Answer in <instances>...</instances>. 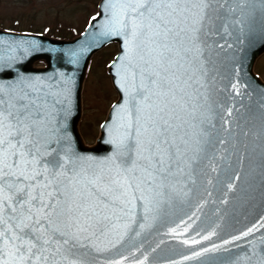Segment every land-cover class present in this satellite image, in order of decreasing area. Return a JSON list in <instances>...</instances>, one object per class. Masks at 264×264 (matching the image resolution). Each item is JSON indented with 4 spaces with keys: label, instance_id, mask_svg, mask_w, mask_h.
<instances>
[{
    "label": "snow or ice",
    "instance_id": "snow-or-ice-1",
    "mask_svg": "<svg viewBox=\"0 0 264 264\" xmlns=\"http://www.w3.org/2000/svg\"><path fill=\"white\" fill-rule=\"evenodd\" d=\"M252 3L103 0L91 20L106 17L104 35L122 38L103 158L72 147L70 81L20 73L0 82V264H95L134 231L138 212L147 220L194 182L215 139L208 40L224 13L243 16ZM240 259L264 264V246Z\"/></svg>",
    "mask_w": 264,
    "mask_h": 264
},
{
    "label": "water",
    "instance_id": "water-1",
    "mask_svg": "<svg viewBox=\"0 0 264 264\" xmlns=\"http://www.w3.org/2000/svg\"><path fill=\"white\" fill-rule=\"evenodd\" d=\"M245 7L250 11L243 16L239 11L224 13L208 40L215 139L194 182L147 220L142 210L138 212L134 231L116 247L109 245L95 264L119 260L123 264H245L240 259L244 253L253 245L264 246V81L254 72L255 61L264 53V7L258 0ZM105 22L106 17L99 24L93 21L96 26L89 25L74 41L0 30V82L14 83L20 73L39 75L46 82L70 81L71 113L64 124L72 147L97 158L111 151L104 130L97 146L89 148L79 121L90 58L109 42L122 44L121 37L104 35ZM44 59L47 68L33 66ZM249 229L251 233L244 236Z\"/></svg>",
    "mask_w": 264,
    "mask_h": 264
},
{
    "label": "rangeland",
    "instance_id": "rangeland-1",
    "mask_svg": "<svg viewBox=\"0 0 264 264\" xmlns=\"http://www.w3.org/2000/svg\"><path fill=\"white\" fill-rule=\"evenodd\" d=\"M99 1L0 0V28L71 38L82 33L96 16ZM118 52L116 44L108 45L94 56L88 69L83 90L81 132L89 145L99 137L100 125L118 97L108 73V65ZM256 72L264 79V55L257 61Z\"/></svg>",
    "mask_w": 264,
    "mask_h": 264
}]
</instances>
